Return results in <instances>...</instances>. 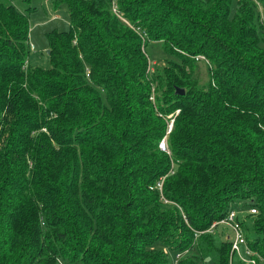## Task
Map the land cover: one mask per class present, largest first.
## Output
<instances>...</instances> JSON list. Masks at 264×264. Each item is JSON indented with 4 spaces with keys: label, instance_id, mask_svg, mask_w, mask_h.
<instances>
[{
    "label": "trees",
    "instance_id": "16d2710c",
    "mask_svg": "<svg viewBox=\"0 0 264 264\" xmlns=\"http://www.w3.org/2000/svg\"><path fill=\"white\" fill-rule=\"evenodd\" d=\"M115 2L122 19L53 0L69 29L42 69L32 9L0 0V264H251L209 229L234 203L264 264V0ZM149 43L167 56L153 71Z\"/></svg>",
    "mask_w": 264,
    "mask_h": 264
},
{
    "label": "rangeland",
    "instance_id": "374dc122",
    "mask_svg": "<svg viewBox=\"0 0 264 264\" xmlns=\"http://www.w3.org/2000/svg\"><path fill=\"white\" fill-rule=\"evenodd\" d=\"M20 10L30 7L29 12V43L33 46L30 49L29 65L31 67H39L48 69L50 61L47 54L49 43L47 34L52 30L66 31L69 29V15L65 4L57 7L53 0H10ZM147 54L149 56L150 67L153 69L156 65L165 63V52L162 45L157 43H149L147 45ZM167 57V56H166ZM207 61L205 59L196 60L195 76L200 83L208 80ZM156 69V68H155ZM235 209L241 210V203H234ZM243 214V213H241ZM170 262L174 260V254L166 251Z\"/></svg>",
    "mask_w": 264,
    "mask_h": 264
},
{
    "label": "built area",
    "instance_id": "2783aa9c",
    "mask_svg": "<svg viewBox=\"0 0 264 264\" xmlns=\"http://www.w3.org/2000/svg\"><path fill=\"white\" fill-rule=\"evenodd\" d=\"M111 8H112V11L118 17H120L122 19L121 15L117 9V5H116L115 0H111ZM30 47H31V49L33 48V46H30ZM200 59H204V58L201 55H198L195 57V60H200ZM149 69L152 71L150 66H149ZM152 98L153 97H151V99ZM177 112L178 111H176V113ZM168 118H169V122H168L166 134H168L170 132V130L172 129V125H173V121H174L173 115H169ZM158 147L160 150L166 151L167 153H169V147L167 144V135H165L160 140ZM164 178L165 177H162L161 180L158 181L157 185H155V187H151V188H155L159 191V194L161 195V198L163 199V202L165 204H171V205L177 206L175 203L169 202L168 200H166L162 195V185H163ZM250 212L254 213L255 209L251 208ZM182 216L185 220V216L183 214H182ZM218 225L226 226L230 229L231 234L228 235V237L231 240V251H234L238 255V257L241 258L243 261H245L247 263H251V264H256V262L251 257H248L250 255H253V252L248 248V246L246 244V238H245L243 229L241 227V224L239 222L237 211L234 209H230V211L227 213V215L223 219H221L220 221L214 222L209 229L213 230ZM195 235H197V233ZM181 255H182V253H180V252L174 253V260L171 262V264H177Z\"/></svg>",
    "mask_w": 264,
    "mask_h": 264
},
{
    "label": "water",
    "instance_id": "95a60500",
    "mask_svg": "<svg viewBox=\"0 0 264 264\" xmlns=\"http://www.w3.org/2000/svg\"><path fill=\"white\" fill-rule=\"evenodd\" d=\"M48 52H49V50L47 51V53ZM176 93L182 95L184 93V90L183 89H180V88H177L176 89Z\"/></svg>",
    "mask_w": 264,
    "mask_h": 264
},
{
    "label": "crops",
    "instance_id": "0c3cea01",
    "mask_svg": "<svg viewBox=\"0 0 264 264\" xmlns=\"http://www.w3.org/2000/svg\"><path fill=\"white\" fill-rule=\"evenodd\" d=\"M231 209L236 210L237 213H238V216H243V214H241V213H243L241 210L235 209L234 207H232ZM229 231H230V229H229ZM230 234H231V231H230ZM230 234H229V235H230Z\"/></svg>",
    "mask_w": 264,
    "mask_h": 264
}]
</instances>
